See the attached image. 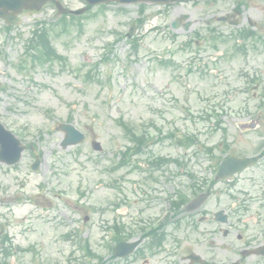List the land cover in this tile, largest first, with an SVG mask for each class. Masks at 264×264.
Masks as SVG:
<instances>
[{
  "label": "rangeland",
  "instance_id": "374dc122",
  "mask_svg": "<svg viewBox=\"0 0 264 264\" xmlns=\"http://www.w3.org/2000/svg\"><path fill=\"white\" fill-rule=\"evenodd\" d=\"M62 1L79 6V0ZM95 11L97 16L81 18L82 27L65 34L49 26L52 46L65 61L34 67L29 61L22 63L25 43L35 22H51L54 11L47 8L22 15L9 31L0 21V124L28 146L20 164L10 168L0 164L1 236L6 235L12 244L5 246L11 249L5 258L0 243V264H74L75 258H83L79 247L83 240L92 252L107 259L101 227L120 220V215L114 218L111 211L104 213V206L121 199L120 188H190L186 173L213 177L210 159L203 151L206 147L226 137L231 153H250L257 143L238 130L255 113L247 91L241 90L246 82L227 71L226 76L222 72L223 79H215L197 61L192 64L193 74L187 76L185 66L189 64H182L193 55L178 51L168 31L160 30L169 18H151L154 29H150L153 23L145 22L138 32L139 50L133 53L118 38L134 14ZM187 35L179 34L178 41ZM107 49L109 62H104ZM169 49L180 68L156 65L155 56L167 57ZM213 108L218 110L224 134L214 129L212 121L200 119ZM119 119L133 131L146 128L152 137L157 136L150 127L154 125L164 133L192 134L198 142L184 151L163 141L141 159L132 160L129 167L112 170L127 144ZM59 123L74 125L85 140L62 150L63 133L56 130ZM93 141L100 143V153L91 150ZM215 154L220 159L223 156L218 149ZM35 155L41 165L32 172ZM158 156L177 159L183 166L156 171L158 181L145 184V161ZM134 163L140 164L142 173L129 171ZM139 195L128 193L131 201ZM84 217H88L86 223ZM73 231L78 232L74 242L63 238ZM96 263L88 258V264Z\"/></svg>",
  "mask_w": 264,
  "mask_h": 264
},
{
  "label": "flooded vegetation",
  "instance_id": "af4514ba",
  "mask_svg": "<svg viewBox=\"0 0 264 264\" xmlns=\"http://www.w3.org/2000/svg\"><path fill=\"white\" fill-rule=\"evenodd\" d=\"M179 1L183 0H172V4ZM187 1L190 3L185 14L190 21L193 6L208 8L200 24L208 33L231 29L245 35L264 33V0ZM216 10L219 11L210 13ZM221 17L228 19L222 23ZM198 24V20H193L189 28ZM179 26L183 28V23ZM252 132L264 139V127ZM216 200L218 220H214V211L206 212L204 205L195 213L188 212L185 201L168 204L156 216L149 207L140 213L135 207L124 206L121 234L139 241L135 253L125 263L189 264L186 258L195 254L204 264H264V158L224 181L217 188ZM208 243L216 246L211 253Z\"/></svg>",
  "mask_w": 264,
  "mask_h": 264
},
{
  "label": "water",
  "instance_id": "95a60500",
  "mask_svg": "<svg viewBox=\"0 0 264 264\" xmlns=\"http://www.w3.org/2000/svg\"><path fill=\"white\" fill-rule=\"evenodd\" d=\"M61 128L63 130H65L66 133H67V136H66V138H65V140H64V142L62 144L63 147H66L67 145H71V144H76V143L80 142L83 139V136L80 135L79 133H77L72 127H70V126H61ZM4 134H6V133H4ZM7 138H9V137H6V140L2 141V144H3L4 148H6V143L8 142ZM12 147H13V154H12L11 157L7 156V155L10 154V153L9 154L7 153V151H9V149H7L6 152L3 151L1 153L2 158L5 159L8 163H12V162L15 163L19 159V153H20L21 149H18L17 146L14 145V144L12 145ZM94 147L98 149V146L96 144H94ZM252 161H254V160H247L246 159V160L238 161V160H236L234 158H231V159L226 161L227 173L228 174H232V173H234L237 170H241L243 167L249 165ZM218 178H219V174H218L216 179H218ZM118 250H121V248L117 249V251Z\"/></svg>",
  "mask_w": 264,
  "mask_h": 264
},
{
  "label": "trees",
  "instance_id": "16d2710c",
  "mask_svg": "<svg viewBox=\"0 0 264 264\" xmlns=\"http://www.w3.org/2000/svg\"><path fill=\"white\" fill-rule=\"evenodd\" d=\"M35 39L37 40V42L34 45L32 44V47L33 49H36L37 44L41 46L39 57H44V59H46L45 61L51 60V57H56L53 51L50 49L48 41L43 34L38 35L37 33H35Z\"/></svg>",
  "mask_w": 264,
  "mask_h": 264
}]
</instances>
